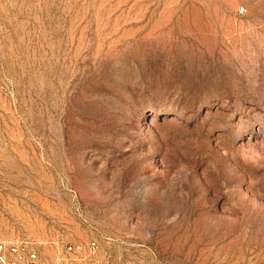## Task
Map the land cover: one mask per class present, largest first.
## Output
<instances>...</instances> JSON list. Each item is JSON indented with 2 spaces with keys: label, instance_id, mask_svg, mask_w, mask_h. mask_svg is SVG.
I'll return each mask as SVG.
<instances>
[{
  "label": "rangeland",
  "instance_id": "1",
  "mask_svg": "<svg viewBox=\"0 0 264 264\" xmlns=\"http://www.w3.org/2000/svg\"><path fill=\"white\" fill-rule=\"evenodd\" d=\"M17 239L44 262L264 264V0H0Z\"/></svg>",
  "mask_w": 264,
  "mask_h": 264
},
{
  "label": "built area",
  "instance_id": "2",
  "mask_svg": "<svg viewBox=\"0 0 264 264\" xmlns=\"http://www.w3.org/2000/svg\"><path fill=\"white\" fill-rule=\"evenodd\" d=\"M90 252L97 248L95 240L88 242ZM73 246L67 244L64 249L51 262H44L38 250L32 243L25 239H17L11 242L0 240V264H70ZM85 264H97L90 258Z\"/></svg>",
  "mask_w": 264,
  "mask_h": 264
}]
</instances>
